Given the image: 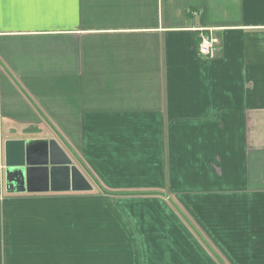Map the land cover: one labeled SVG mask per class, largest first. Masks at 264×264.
<instances>
[{
  "label": "crops",
  "instance_id": "crops-1",
  "mask_svg": "<svg viewBox=\"0 0 264 264\" xmlns=\"http://www.w3.org/2000/svg\"><path fill=\"white\" fill-rule=\"evenodd\" d=\"M41 138L101 192L8 193ZM0 264H264V0H0Z\"/></svg>",
  "mask_w": 264,
  "mask_h": 264
},
{
  "label": "water",
  "instance_id": "water-1",
  "mask_svg": "<svg viewBox=\"0 0 264 264\" xmlns=\"http://www.w3.org/2000/svg\"><path fill=\"white\" fill-rule=\"evenodd\" d=\"M4 151L8 193L93 190V184L56 139H8Z\"/></svg>",
  "mask_w": 264,
  "mask_h": 264
},
{
  "label": "rangeland",
  "instance_id": "rangeland-1",
  "mask_svg": "<svg viewBox=\"0 0 264 264\" xmlns=\"http://www.w3.org/2000/svg\"><path fill=\"white\" fill-rule=\"evenodd\" d=\"M74 151L75 152L73 153L72 156H74L75 164H78L80 167L85 168V163L83 162L81 155H79V153L77 152V149H75ZM99 192H101V188L96 187L94 188L93 192H86L85 194L88 195V193H90L92 195L97 196ZM107 213L108 212H106V214ZM85 230L88 232V234H86V232L85 233H75V236H74L75 240L70 241V243H72L70 246L79 249L78 252L80 254H85L86 248H89L91 249V256L92 254L95 255V254H100V253H102L103 256H113L114 254H116V257L118 258H128V259L133 258L135 256L134 250L126 249V244L115 243V241H121L122 235L119 234L115 236L116 240L112 242L113 240L112 235H115V234H113L112 232H108V231H111V226L108 225L106 227H102V225L98 224V220L89 221L88 223H86ZM196 234L198 235V233ZM104 243H107V244H104ZM106 246H111V247L115 246L117 249L104 250L106 249ZM65 247H67V245ZM102 247H105L102 249V251L100 250L93 251L94 249H101Z\"/></svg>",
  "mask_w": 264,
  "mask_h": 264
},
{
  "label": "built area",
  "instance_id": "built-area-1",
  "mask_svg": "<svg viewBox=\"0 0 264 264\" xmlns=\"http://www.w3.org/2000/svg\"><path fill=\"white\" fill-rule=\"evenodd\" d=\"M220 44L221 38L211 31H208L200 37L199 52L205 57L213 58L217 55Z\"/></svg>",
  "mask_w": 264,
  "mask_h": 264
}]
</instances>
